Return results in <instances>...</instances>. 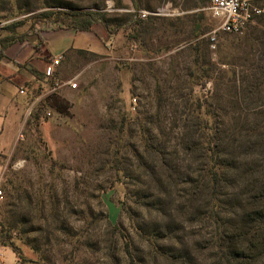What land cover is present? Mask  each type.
<instances>
[{
  "label": "rangeland",
  "instance_id": "1",
  "mask_svg": "<svg viewBox=\"0 0 264 264\" xmlns=\"http://www.w3.org/2000/svg\"><path fill=\"white\" fill-rule=\"evenodd\" d=\"M167 1L179 15L137 21ZM206 3L0 0V33L91 13L116 49L71 54L29 91L18 141L0 152L1 241L23 264H214L219 225L237 257L264 264V232L252 248L247 233L264 206V18L227 33ZM211 154L226 171L217 220V195L194 182Z\"/></svg>",
  "mask_w": 264,
  "mask_h": 264
},
{
  "label": "crops",
  "instance_id": "2",
  "mask_svg": "<svg viewBox=\"0 0 264 264\" xmlns=\"http://www.w3.org/2000/svg\"><path fill=\"white\" fill-rule=\"evenodd\" d=\"M34 25L35 29L21 35L13 31L0 33V152L4 154L13 150L18 141L29 91L45 86L55 75L61 74L71 54H79V51L106 57L116 54L113 36L105 38L96 29L78 30L45 22ZM59 56L58 65H51V60ZM49 67L53 72L51 76H47ZM59 80L64 89L69 86L68 81ZM54 84L57 87L53 89L60 87ZM22 88L24 94L19 92ZM0 252L6 264H14L17 255L13 250L2 244Z\"/></svg>",
  "mask_w": 264,
  "mask_h": 264
},
{
  "label": "trees",
  "instance_id": "3",
  "mask_svg": "<svg viewBox=\"0 0 264 264\" xmlns=\"http://www.w3.org/2000/svg\"><path fill=\"white\" fill-rule=\"evenodd\" d=\"M68 15H69L70 19L72 20V22L70 24H63V25L73 26L74 28H76L78 30L95 29L93 27V24H92L93 19L91 17V13L74 12V13H70ZM83 17L87 18V20L86 19L83 20L82 19ZM143 20H145V19H137L138 22H141ZM102 22H103L105 28H107L108 23L105 21H102ZM79 53L84 54V52H82V51H79ZM207 157L209 158L208 159L209 164L211 162V167L208 170L203 169V173H202V176L200 178L201 181H194V182H197V185H196L197 188H200V189L204 190L205 192H208V193L211 192V194L217 195L216 197L213 198L212 206H210V209H209L210 217H208V218L212 219L213 216L216 218L215 214H218V212H219L217 210L218 206L215 205V200L218 197V191L217 190L219 189V187H221L220 183H222L221 181H222V179L224 177L223 175L226 173V171H224L225 169H224L223 163H221L218 160L217 155L211 154V155H207ZM257 167L259 168L258 165H257ZM254 172L255 171H252V175ZM256 196L259 199L264 198L263 186L259 185V192L257 193ZM261 201H263V200H261ZM258 208L259 207H255V209L253 210V213L250 214L251 215L250 216L251 223L248 227V232H247L248 234L251 235L250 240H251V243H253V244H254V239L258 238L257 237L258 234L264 232V206H263V209H258ZM216 220H217V218H216ZM177 225H182V224H181V222H179V223H177ZM220 227H221V225H219L217 227L215 238L218 240L215 243V245L213 246L214 247L213 252H215V255H216V257H215L216 259H215L214 264H241L242 263L241 260H245V264H248V260L245 259L244 256L241 257V255H240L241 259L239 257H237V256H239V252L233 250L230 237H223L224 235L221 236V234L219 232ZM178 229H179L178 226L175 227L173 232L174 233L176 231L179 232ZM225 230H226V227H225ZM1 237L3 239L2 234H1ZM171 238H174V237L171 236ZM177 238H178L177 242L182 243V244L184 243L182 237H180V238L177 237ZM253 244H252L251 248L256 247L258 244H260L264 247V244L262 242H260L258 244H254V245ZM184 249L181 247V249H179V251L184 252V253L186 251V254H187V250H188L187 246H186V250H184ZM167 256L170 257L173 255H171V252H170ZM238 258L240 260V263L237 261Z\"/></svg>",
  "mask_w": 264,
  "mask_h": 264
},
{
  "label": "built area",
  "instance_id": "4",
  "mask_svg": "<svg viewBox=\"0 0 264 264\" xmlns=\"http://www.w3.org/2000/svg\"><path fill=\"white\" fill-rule=\"evenodd\" d=\"M212 17L216 20L217 29L227 32L241 34L251 24H257L258 19L264 18V0H207L205 7ZM180 8L174 6L171 1L163 3L155 9H140L136 13L138 19H146L150 16H175L180 14ZM264 28V24H261ZM61 57H55L51 60V65H58ZM53 75L51 68H48L47 76ZM71 88H76L77 83L66 82ZM25 93L22 88L19 91ZM3 190L0 187V204L3 199ZM2 226L0 224V246ZM0 264H6L3 260V254L0 252ZM14 264H23V261L16 257Z\"/></svg>",
  "mask_w": 264,
  "mask_h": 264
}]
</instances>
